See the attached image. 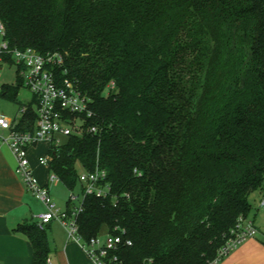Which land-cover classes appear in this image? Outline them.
<instances>
[{"label":"trees","instance_id":"16d2710c","mask_svg":"<svg viewBox=\"0 0 264 264\" xmlns=\"http://www.w3.org/2000/svg\"><path fill=\"white\" fill-rule=\"evenodd\" d=\"M0 23L11 50L65 53L91 99L99 131L64 138L49 168L70 190L80 170L107 172L108 195L83 200V239L122 234L125 264L217 259L264 190V0H0ZM36 102H19V129ZM46 229L16 228L34 264H49Z\"/></svg>","mask_w":264,"mask_h":264},{"label":"built area","instance_id":"2783aa9c","mask_svg":"<svg viewBox=\"0 0 264 264\" xmlns=\"http://www.w3.org/2000/svg\"><path fill=\"white\" fill-rule=\"evenodd\" d=\"M4 26L0 23V35L3 37ZM10 54L11 60L7 59ZM66 54L57 50L42 54L32 47L11 50L5 40L0 42V76L4 64H14L23 80V87L27 88L37 102L35 110L37 119L33 130L18 128L19 119L13 121L0 115V130L8 132L7 136H0L7 143L16 159L15 173L24 181L27 189L40 199L47 207L45 212L36 215V222L41 229L57 219L68 230L69 238L80 242L95 264H125L118 255L122 245H131L120 233H106L104 238L94 236L89 241L80 234L78 215L83 208V200L89 194L98 197L107 196L110 186L106 182L107 172L97 167L94 170H82L79 175L81 182V201L76 204L79 194L72 195L73 206L61 210L55 203L47 184L40 183L31 165L30 149L40 142L49 145L47 155L39 157V162L50 168L53 154L51 150L59 147L64 138L81 135L84 132L97 133L98 124L85 126L87 118H92L91 99L82 92L78 84L71 79L66 67ZM114 82L111 88H114ZM3 83H0V91ZM27 111V106L21 107V116ZM60 180L55 173L49 174V182ZM264 205V199L260 203ZM258 227L248 216L239 217L231 238L220 249L219 257L210 264H218L220 258L237 248L244 241L253 238L258 233Z\"/></svg>","mask_w":264,"mask_h":264},{"label":"crops","instance_id":"0c3cea01","mask_svg":"<svg viewBox=\"0 0 264 264\" xmlns=\"http://www.w3.org/2000/svg\"><path fill=\"white\" fill-rule=\"evenodd\" d=\"M7 135V131L0 130V136ZM48 152V143L42 141L30 149V159L40 183L47 184L50 189L49 166L39 162V157ZM16 164L10 146L0 138V264H34L32 243L16 228L21 224L36 222V215L45 212L47 207L15 173ZM46 227L49 264H95L82 244L69 238L68 230L61 221L54 219ZM247 247V244L243 245L221 264H235L241 257H247Z\"/></svg>","mask_w":264,"mask_h":264},{"label":"rangeland","instance_id":"374dc122","mask_svg":"<svg viewBox=\"0 0 264 264\" xmlns=\"http://www.w3.org/2000/svg\"><path fill=\"white\" fill-rule=\"evenodd\" d=\"M2 41V36L0 35V42ZM20 75L17 72V66L14 64H4L1 70L0 83L2 84H16L19 81ZM33 99V94L25 87L21 88L17 96V100L13 101L6 99L1 96L0 91V115L5 116L17 121L21 117V103L30 102ZM21 102V103H19ZM82 170H80L81 172ZM50 191L55 203L61 210H66L68 202L73 204L71 200L72 195L81 194V184H78L73 190H70L61 181H54L50 183ZM82 199V194L79 196L78 204ZM264 199V190H258L254 192L250 197V202L252 208L249 212V218L252 219L256 226L258 227V233L253 237V239H248L241 243L237 248L226 254L220 259L218 264L227 261L228 258L232 257L233 254L247 244L249 249L248 256L236 261L235 264H264V205H261V201ZM106 231H103L99 237L104 238ZM253 241H256L253 242ZM234 264V263H233Z\"/></svg>","mask_w":264,"mask_h":264}]
</instances>
